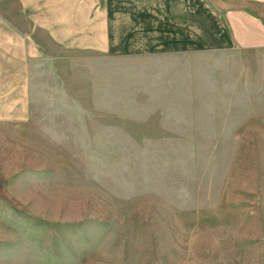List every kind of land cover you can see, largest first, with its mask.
Masks as SVG:
<instances>
[{"label":"rangeland","instance_id":"374dc122","mask_svg":"<svg viewBox=\"0 0 264 264\" xmlns=\"http://www.w3.org/2000/svg\"><path fill=\"white\" fill-rule=\"evenodd\" d=\"M206 3L229 45L35 62L0 103V264H264V4Z\"/></svg>","mask_w":264,"mask_h":264},{"label":"crops","instance_id":"0c3cea01","mask_svg":"<svg viewBox=\"0 0 264 264\" xmlns=\"http://www.w3.org/2000/svg\"><path fill=\"white\" fill-rule=\"evenodd\" d=\"M207 1L227 7L232 0ZM207 1L0 0V103L8 104L5 117L16 118L29 103L35 62L70 54L122 57L229 45L204 44Z\"/></svg>","mask_w":264,"mask_h":264}]
</instances>
